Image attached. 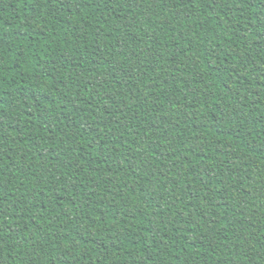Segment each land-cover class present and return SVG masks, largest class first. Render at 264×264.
<instances>
[{"label": "trees", "instance_id": "trees-1", "mask_svg": "<svg viewBox=\"0 0 264 264\" xmlns=\"http://www.w3.org/2000/svg\"><path fill=\"white\" fill-rule=\"evenodd\" d=\"M0 264H264V0H0Z\"/></svg>", "mask_w": 264, "mask_h": 264}]
</instances>
